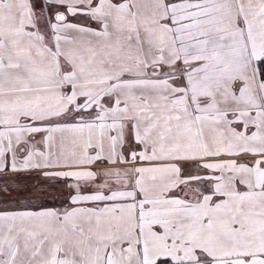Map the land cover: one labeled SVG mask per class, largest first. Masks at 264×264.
Returning <instances> with one entry per match:
<instances>
[{"label":"crops","instance_id":"1","mask_svg":"<svg viewBox=\"0 0 264 264\" xmlns=\"http://www.w3.org/2000/svg\"><path fill=\"white\" fill-rule=\"evenodd\" d=\"M263 60L264 0H0V178L68 185L0 264H264Z\"/></svg>","mask_w":264,"mask_h":264},{"label":"rangeland","instance_id":"2","mask_svg":"<svg viewBox=\"0 0 264 264\" xmlns=\"http://www.w3.org/2000/svg\"><path fill=\"white\" fill-rule=\"evenodd\" d=\"M50 10H58L63 9L64 6H54L49 5ZM59 15V14H58ZM68 21H72V16L69 14V16H66L65 19ZM131 27H132V21H131ZM131 33V31H129ZM46 36V35H45ZM128 38V36H126ZM119 41L121 42V39L119 37ZM112 46H110V50ZM133 48L134 45L131 43L124 42V45H120V63H139L138 57H134L132 59L131 55L133 54ZM136 50V48H135ZM137 52V51H136ZM113 54L110 52V55ZM130 56V58L128 57ZM143 57V55H142ZM264 63V60L263 62ZM38 178V179H37ZM66 183L53 181L52 177L47 178L46 176L44 178L39 177H27V178H20V177H13L10 179L7 178H0V204L4 205L7 202H13V203H23L25 200H27L29 203L32 202V200H36L37 196V189L41 188L43 189L41 191V194L44 195L45 193H51L48 190H52L53 188L56 190H60L61 192V198L66 196L67 193V187ZM28 187V190L26 191V188ZM53 192V190H52Z\"/></svg>","mask_w":264,"mask_h":264},{"label":"water","instance_id":"3","mask_svg":"<svg viewBox=\"0 0 264 264\" xmlns=\"http://www.w3.org/2000/svg\"><path fill=\"white\" fill-rule=\"evenodd\" d=\"M63 17H64L63 14H59V15H58V18H60V19H62Z\"/></svg>","mask_w":264,"mask_h":264},{"label":"trees","instance_id":"4","mask_svg":"<svg viewBox=\"0 0 264 264\" xmlns=\"http://www.w3.org/2000/svg\"><path fill=\"white\" fill-rule=\"evenodd\" d=\"M263 62V61H262Z\"/></svg>","mask_w":264,"mask_h":264}]
</instances>
